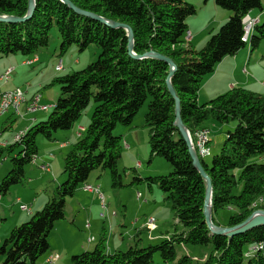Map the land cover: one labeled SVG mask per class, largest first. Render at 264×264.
Listing matches in <instances>:
<instances>
[{
    "label": "trees",
    "instance_id": "1",
    "mask_svg": "<svg viewBox=\"0 0 264 264\" xmlns=\"http://www.w3.org/2000/svg\"><path fill=\"white\" fill-rule=\"evenodd\" d=\"M70 1L80 9L129 25L136 54L153 50L175 63L170 81L180 99L182 122L193 139L207 128V120L221 124L236 121L210 163L199 156L212 184V222L234 226L256 208H264V164L250 161L264 153V94L235 86L203 104L197 103L202 80L224 57L235 54L246 43L256 49L264 40V23L258 25L259 18L248 42L242 40L243 19L253 9L263 10L261 0H215L227 10L229 18L199 50L185 40L186 18L196 12L187 0ZM27 7L28 0H0V15L23 17ZM53 26L58 30L60 54L73 44L79 50L95 44L100 52L84 68L53 78L50 85L58 86L59 95L46 119L22 130L20 140L12 139L0 147V156L6 151L11 164L0 180V197L24 180L25 167L38 153V134L53 140L57 130L73 127L91 99L95 106L89 124L63 158L64 180L54 187L44 206L14 226L0 244L3 264H37L50 249L48 237L55 223L65 216L67 197L87 183L93 170L108 171L114 188L124 185L117 167L122 137L112 131L117 125L133 128V118L148 98L144 126L148 130L149 156L162 157L171 170L165 175L141 177L132 168L130 184L146 183L148 188L157 185L170 202L177 224L184 229L155 245L135 244L113 252L106 250L103 230L94 249L71 255L70 264H194L189 255L177 258L176 244L211 245L205 259L195 264H264V224L230 239L207 227L203 215L205 180L194 167L188 146L174 124V100L166 85L170 66L157 58L132 57L125 29L81 15L61 0H35L27 20L0 21V59L12 54L35 56L48 45ZM236 169H240L239 174ZM260 197L262 201L253 208ZM221 211L229 213L225 220L218 218ZM155 255L161 262L154 260Z\"/></svg>",
    "mask_w": 264,
    "mask_h": 264
},
{
    "label": "rangeland",
    "instance_id": "2",
    "mask_svg": "<svg viewBox=\"0 0 264 264\" xmlns=\"http://www.w3.org/2000/svg\"><path fill=\"white\" fill-rule=\"evenodd\" d=\"M187 2L191 3L196 9L194 14L186 18V24L191 34L205 31L208 37L209 31H213L214 33L217 32L221 23L224 24L226 22L225 20L228 18L227 10L220 8L215 0H187ZM261 5L263 10L253 9L252 11L254 12L249 13L251 18H254V15L264 12V0H261ZM262 23H264V15L257 24L261 25ZM213 32L211 34H213ZM211 34L209 36H211ZM200 35L202 36V34ZM59 43L60 38L58 30L56 26H53L49 33L48 45L41 48L38 52L40 63L34 64V67L26 64V69H29L31 72L19 71L22 68L16 69L15 73H12L8 80L9 85H6L0 80V91L8 90L12 82L16 80L23 91L29 88L35 91L38 90L39 94H44L45 98L54 106L59 95V90L57 85H50L53 78L84 68L90 62L95 61L100 52V49L95 44H89L84 50H79L78 47L73 44L70 45L65 52L60 54ZM202 45V43L197 44L195 48L199 50ZM54 48L56 50L55 53L53 52ZM18 55L22 56L21 54H17L16 57L18 58H20ZM58 59L64 62V70L62 71H55V65ZM76 59L80 60V64L72 65ZM5 61L6 57L0 59V67L3 66ZM148 102L149 98L133 118V125L138 124L139 126L136 134L121 138V156L117 162V167L122 176L124 185L116 188L112 187L110 175L106 170L95 169L90 173L88 181L90 180L100 186V190L105 197L106 209L103 210L100 207L99 197L95 193H81L80 199L83 202V207L79 209L78 212L76 203L74 202V205L72 203L71 207L66 209L67 222L58 228L59 232L52 229L48 237L50 244L57 245L58 254L62 255L64 253L63 251L66 249L68 250L67 254H70L68 255V259H70V256L73 254L93 250L103 230L105 231L106 237V249L108 250L110 246L113 252L114 248L115 250H127L130 246H134L135 244L139 247L155 245L175 231L180 232L184 229L182 225L177 224L170 202L165 199L166 195L157 185L148 188L146 183L130 184L132 179V168H135L136 173L141 177L165 175L171 170L168 163L162 157L153 156L150 158L149 156L150 148L147 129L143 126L144 114L146 113ZM53 106L48 109L46 115L49 114ZM94 106L95 103L93 99H91L88 106L82 111V114L75 122V127L79 124H89ZM10 112L11 111L7 112L4 116H0V132L4 121L12 123V127L3 130L0 139L4 136L16 134L22 124L21 117L13 113L11 118H9L10 120H8L7 115ZM205 123L210 131L209 152L204 155L199 154V156L207 163H210L212 156L220 151L223 141L226 138V132L234 129L236 121L230 120L228 123L221 124L207 120ZM122 127L124 126L117 125L112 133L118 135L120 129H123ZM71 131L72 129L57 130L54 133V139L50 141L38 134L36 136L38 153L32 162L25 167L24 180L22 183L12 186L9 193L4 195L3 198L5 199L6 197V199L12 201L14 198L16 200V197H19L29 205L27 200L36 196V188L41 191L40 195L43 196L44 191H49L55 185L62 182L65 178L63 174L59 183L55 184L56 178L61 176L63 158L70 150L71 145L76 142V138L72 135ZM68 138L70 143L66 147L60 148L59 145L61 141H66ZM126 141L130 149L126 148ZM50 153L53 155L52 157L49 156ZM250 161L264 164V153L260 156L253 157ZM43 162L49 165L52 172L50 171V173H48L40 169L39 166L43 164ZM10 168V158L7 157V152L4 151L0 156V180L8 173ZM239 172L240 169H236L235 173L239 174ZM239 189L240 187L236 188V192H238ZM137 194H140L138 199ZM69 199L71 198L68 197L67 201ZM124 205H126V209H124ZM31 206L29 205L30 208ZM89 208L93 212L92 218L89 216V212L88 216H84V212L89 211ZM258 209L264 208H256L254 211ZM113 212H115L117 216L112 215ZM23 213L26 214L25 212H21L15 203L8 209L0 203V244L3 243L4 238L8 236L10 230L15 226L12 225L13 222H17L16 226L22 223L25 217L18 216ZM100 213H105V217L99 216ZM74 214H78L79 217L70 222ZM228 214L227 212L221 211L218 218L220 220H225ZM145 215L154 218L155 223L153 227L148 226V230L142 232L140 235L141 241L136 243V238L131 240V235L135 231L131 223H133L135 219L142 218ZM4 218H6V220H3ZM87 223L90 225L87 226ZM138 225H141V223H138ZM155 226H157V230L153 232L152 230H154ZM149 232H152V235L157 238H151ZM120 242V247L116 249V246H118L117 244ZM81 244L83 247H81ZM175 250L177 258L182 255H189L192 257L195 264L205 259L206 255L211 251V245L176 244ZM62 256H64V254ZM154 260L156 262H161L158 255L154 256ZM3 262L4 257L0 256V264H3Z\"/></svg>",
    "mask_w": 264,
    "mask_h": 264
},
{
    "label": "crops",
    "instance_id": "3",
    "mask_svg": "<svg viewBox=\"0 0 264 264\" xmlns=\"http://www.w3.org/2000/svg\"><path fill=\"white\" fill-rule=\"evenodd\" d=\"M253 12L254 11H252V13ZM263 15H264V12L257 14V15H254L253 17L255 19H257V21H258V18L260 20L263 17ZM227 16L229 18L228 12H227ZM221 25H222V23H221ZM188 32L191 34V31H189V29H188ZM212 32L213 31L208 32V37H207V32H205V31L193 33V34H191V39L187 42L194 49H196L195 46L197 44H200V43L203 44L201 46V47H203L204 44L206 43V41L208 40V38L210 37L209 35ZM200 34H202V36ZM55 51L56 50L54 48L53 52L55 53ZM16 55L17 54H12V55L6 56V61L3 63V66L0 67V75L3 74L10 67L14 68V71L12 73H15L16 69H18V68H22L19 70L21 72H31V71H29V69H26L25 66L32 65V67H34L33 66L34 64L40 63L39 53H37L35 56L34 55L33 56H23L22 55L23 56L22 57V56L18 55L20 58L16 57ZM34 58L36 60H34L31 64L26 63L27 60L34 59ZM79 62H80V60L76 59V60H74V63L72 65H76V64L79 65L80 64ZM21 66H24V67H21ZM62 66H63L62 70H64V62L63 61H62ZM62 70H60V71H62ZM55 71H56V69H55ZM5 84L9 85V81H7ZM19 86L20 85L17 84V81L14 80L11 84V87H9L8 89H13V88L19 87ZM235 86L243 87V88H246L248 90L264 94V41L263 40L256 49H251L249 43H246L245 47L240 48L235 54L224 57L215 66L214 71L212 73L206 75L204 77V79L202 80L198 94H197V103L203 104V103L209 101L210 99H212L213 97H215L219 94H223ZM35 93H39L38 90L35 91V90H31L30 88L24 90V96L27 100H29ZM39 103L41 105L47 106V109L37 110L36 112H33V113L24 112L22 114V116H20L22 124L20 126V129H18V132H20L22 130H26L28 127H30L36 121H41V120L46 119V117H47L46 113L48 112V109L53 105H51V103L48 101V99L45 98L44 94H42V95L40 94ZM6 113H4L1 116H4ZM12 113L13 112L11 111L7 115L8 120H10L9 118H11ZM86 126H87V124L86 125L79 124L77 127H75V124H74L73 127L70 128V130L72 129L71 132H72V135L75 136L76 141L81 137L82 132L84 131ZM132 126H133V128H131V129H127L126 127H122L123 129H120V131L118 132L119 135H121V137L125 138V136H129L131 134H136L139 126H138V124L133 125V123H132ZM143 126H144V121H143ZM8 127H12V123L11 122L8 123V121H4L0 135L2 134L3 130L7 129ZM205 129H208V127ZM14 135L15 134L10 135V136H4L2 139H0V141H3V142L7 141L9 144L12 141ZM147 135H148V130H147ZM68 140H69V138H68ZM68 140L61 141V144L59 145V147L60 148L66 147L70 143V140L69 141ZM208 142L210 144V139H208ZM209 144H208V146L206 145L208 150H209ZM125 145H126V148L130 149V146L127 144V141L125 142ZM0 147H4V146H0ZM49 156L52 157L53 155L50 153ZM33 162H35V161H33ZM43 164H44V162H43ZM137 164H139V163H137ZM50 171L52 172V170H50V169L46 172L50 173ZM56 179L57 180H56L55 184L59 183V181L62 179V172H61V176L59 178H56ZM86 184H90L93 186H99L98 184H96L90 180L87 181ZM54 187L49 191H46V192L44 191L43 196L40 195L41 191L38 188H36L37 189L36 194H35L36 196H33L32 199L27 200L30 206L32 204L31 208L29 207V205H27V203H25L23 201L22 198L16 197V199L19 198L23 204H26L28 206V210L20 209L15 198L11 201L10 199H6V197H5V199L3 197H0V203H2L6 209L10 208L15 203L21 212L26 213V214L23 213V214L18 216V217L24 216L25 218L22 220V222H24V221L29 219V217L32 213H34L37 210H40L44 206V204L48 200V197H49L51 191H53ZM99 188H100V186H99ZM81 193L92 194L94 192L84 190L82 188V185H81L75 191L74 195L69 197L71 199H69L68 201L66 199L65 208H64L65 216L60 221H57L55 223L54 228H53L56 232H59L58 228H60L65 222H67L66 209L68 207H71L72 203H73V205H74V202L76 203V206L78 208V212H79V209H81L83 207V202L80 199ZM139 196H140V194H137V199L139 198ZM100 207H101V205H100ZM124 209H126V205H124ZM88 212H89V216L91 217L93 212L90 208H89V211L84 212V216H88ZM112 215L117 216V214H115V212H113ZM99 216H101V214ZM77 217H79L78 214H74L72 216L70 222L74 221L75 218H77ZM148 217H151V216L145 215L142 218L135 219L133 221V223H131L133 226V229H135L134 233L131 235V240H133L135 238L136 233L141 232V234H142V232L148 230L149 227L146 224V219ZM112 218H111V222H112ZM20 219H22V218H20ZM3 220H6V218H4ZM138 223H141V225H138ZM87 224H89V223H87ZM12 225L16 226L17 222L16 221L13 222ZM110 226H111V223H110ZM155 230H157V226H155L154 230H152V231L154 232ZM112 234H113V232H112ZM149 234H150L151 238H157L156 236L152 235V232H149ZM140 235H139V237L136 238V240H138V238L140 239ZM140 241H141V239H140ZM120 244H121V242L117 244L118 246H116L117 247L116 249H118L120 247L119 246ZM56 247H57L56 244H50V249L38 259L37 264H70V259H68V255H70V254H67L68 250L65 249L63 251L64 256H62L63 254L61 255V254L57 253ZM81 247H83L82 244H81ZM114 250H115V248H114ZM107 252H112L110 246L108 247ZM52 254H57L58 258L53 262H46V258Z\"/></svg>",
    "mask_w": 264,
    "mask_h": 264
},
{
    "label": "water",
    "instance_id": "4",
    "mask_svg": "<svg viewBox=\"0 0 264 264\" xmlns=\"http://www.w3.org/2000/svg\"><path fill=\"white\" fill-rule=\"evenodd\" d=\"M62 2L66 3L70 8H72L74 11H76L77 13L87 16L89 18L98 20L106 25H109L111 27H116V28H123L126 30L127 33V39H128V53L136 58V59H141V58H157L160 60L165 61L169 66V73L168 76L166 78V85H167V89L169 94L171 95V97L174 100V115H175V121L174 124L176 125V127L179 129L183 139L185 140L187 146H188V150L189 153L191 155L192 158V162L194 167L197 169V171L201 174V176L204 178L205 180V184H206V188H205V194H204V201H203V215H204V221L207 225V227L210 229V231L212 233L215 234H224L226 235L229 239L231 237H233L234 235L243 233L255 226L264 224V209H258L254 212L251 213V215L249 217H247L243 222H241L240 224L234 225V226H220V225H215L212 222V216H211V201H212V184H211V180L210 177L208 176V174L206 173V171L204 170L203 166L201 165L200 159L196 153V151L193 148L192 145V140H191V136L190 133L188 131V129L186 128V126L184 125V123L182 122L181 116H180V99L176 94V91L174 90L170 78L174 73V70L176 69V65L175 63L168 57L155 52L153 50H149L147 52H145L144 54L138 55L133 51V32L132 29L129 25L124 24V23H120V22H116V21H111L108 20L102 16H98L93 12L87 11V10H83L80 9L78 7H76L70 0H61ZM35 8V0H28V7H27V13L25 16L23 17H18V16H14V15H0V21L3 22H22L27 20L33 13Z\"/></svg>",
    "mask_w": 264,
    "mask_h": 264
},
{
    "label": "built area",
    "instance_id": "5",
    "mask_svg": "<svg viewBox=\"0 0 264 264\" xmlns=\"http://www.w3.org/2000/svg\"><path fill=\"white\" fill-rule=\"evenodd\" d=\"M256 21L257 19L251 18L249 15H246L244 17L243 23L245 26H244L243 38L245 34L248 32L250 28V24L255 23ZM186 36H188L189 39H191V34L189 32L186 33ZM33 61L34 59H30V60H27L26 63L31 64ZM55 69L56 71H60L63 69L61 59L58 60L55 66ZM13 71H14L13 67L8 68L3 74L0 75V80L7 82L9 80V73H12ZM39 100H40L39 93H35L29 100H27L24 96V91L20 87H15L9 90L5 96L0 97V116L8 111H12L17 116H22L24 112L33 113V112H36L37 110L47 109V106L41 105L39 103ZM209 133H210L209 130H207L206 132H197L194 139L191 137L193 148L196 151L198 157H199V153L209 151L208 148L206 147V144L209 139ZM22 134H23V131H20L17 134H15L13 137L14 141L20 140ZM7 145H8L7 141L6 142L0 141V146H7ZM40 169L44 171H48L50 168H45V166L41 164ZM82 188H84V190H88V191L96 193L99 197L101 208L103 210L105 209V206H106L105 200L103 199V193L101 192L99 186H93V185L84 183L82 184ZM16 202L18 203L20 209L28 210V206L26 204H23L20 199H16ZM100 214H101V217H104V213H100ZM146 224L152 227L153 218L148 217L146 219ZM88 225L89 224H87V226ZM57 258H58L57 254L49 255L46 258V262H53Z\"/></svg>",
    "mask_w": 264,
    "mask_h": 264
},
{
    "label": "bare ground",
    "instance_id": "6",
    "mask_svg": "<svg viewBox=\"0 0 264 264\" xmlns=\"http://www.w3.org/2000/svg\"><path fill=\"white\" fill-rule=\"evenodd\" d=\"M256 22H257V21H256ZM256 22H255V23H256ZM255 23L250 24V28H249L248 32L245 34V36H244V38H243V41H244V42H248L250 31H251V29L253 28V25H254ZM185 40H186V41H189L190 39H189L188 36H185ZM34 60H36V59L34 58ZM11 74H12V73H9V79H10ZM2 82L6 83L5 81H2ZM9 90H11V89H8V90H5V91H0V97H1V96H5L6 93H8ZM207 130H208V129H202V130H200V131H198V132H206ZM127 147H128V146H127ZM208 152H209V151H208ZM208 152H202V153H199V154H200V155H204L205 153H208ZM42 165L45 166V168H50L49 165H47V164H42ZM83 189H84V188H83ZM17 199H19V198H17ZM103 199L105 200L104 195H103ZM261 199H262L261 197L258 198V200L255 201V202L252 204V207L255 208V207L257 206V204L261 202ZM105 209H106V206H105ZM105 209H104V210H105ZM104 216H105V213H104ZM154 223H155V219L153 218V226H154Z\"/></svg>",
    "mask_w": 264,
    "mask_h": 264
}]
</instances>
